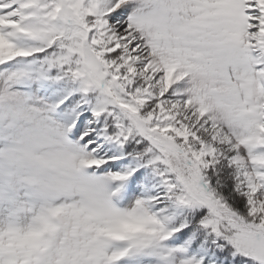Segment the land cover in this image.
Returning <instances> with one entry per match:
<instances>
[{
    "label": "snow or ice",
    "instance_id": "6c2138e0",
    "mask_svg": "<svg viewBox=\"0 0 264 264\" xmlns=\"http://www.w3.org/2000/svg\"><path fill=\"white\" fill-rule=\"evenodd\" d=\"M0 264H264V0H0Z\"/></svg>",
    "mask_w": 264,
    "mask_h": 264
}]
</instances>
